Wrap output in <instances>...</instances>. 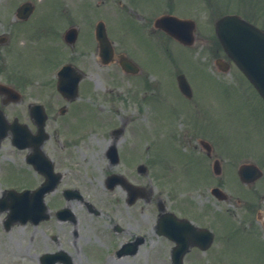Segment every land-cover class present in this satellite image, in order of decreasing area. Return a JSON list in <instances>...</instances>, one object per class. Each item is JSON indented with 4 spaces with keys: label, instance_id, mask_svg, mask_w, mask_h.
<instances>
[{
    "label": "flooded vegetation",
    "instance_id": "obj_1",
    "mask_svg": "<svg viewBox=\"0 0 264 264\" xmlns=\"http://www.w3.org/2000/svg\"><path fill=\"white\" fill-rule=\"evenodd\" d=\"M23 1L0 7V122L7 124L0 141V264H229L232 201L244 208L238 222L246 234L263 230L262 179L243 182L232 155L200 145L198 129L154 130L151 114L129 113L122 99L105 95L114 86L89 76L88 52L102 65L97 37L65 40L73 0L62 7L32 0L26 19L18 10ZM15 50L20 58L63 54L94 81L80 84L79 97H66L55 56L44 68L47 78L31 77L15 66ZM115 62L123 73L111 76L118 87L133 75ZM127 95L134 97V87ZM31 103L43 109L32 114ZM84 106L93 119H84Z\"/></svg>",
    "mask_w": 264,
    "mask_h": 264
},
{
    "label": "rangeland",
    "instance_id": "obj_2",
    "mask_svg": "<svg viewBox=\"0 0 264 264\" xmlns=\"http://www.w3.org/2000/svg\"><path fill=\"white\" fill-rule=\"evenodd\" d=\"M36 1L41 7H46L43 6L45 0ZM66 1L71 0H55L53 3L58 2L62 5ZM76 1L77 6H74ZM172 1L173 4L170 0H123L127 5L123 7L120 1L111 0L99 7L96 0H73L69 11L72 17L82 20L79 37L86 39L93 37L94 27L91 29V18L104 17L111 37H130L128 53L149 74L148 77L138 74L134 79L122 76L117 87V79L112 77V81L111 76L117 72L123 75L119 67L110 63L99 68L98 64L94 63L95 55L89 52L87 57L88 65H91L89 76L97 73L98 81L103 82L105 87L113 85V91L103 90V93L122 99L124 104L129 106V113L136 109L137 113L145 115L148 110L146 104L135 100V97L146 102L150 106L153 118L152 129L167 132L182 130L185 127L198 129L216 146L229 152L234 161L237 156L243 154L246 161H257L256 163H261L264 169V100L235 63H231L224 71L218 70L216 59L218 57L226 59L227 55L215 36L211 18L218 17L228 10L239 9V12L264 28V0ZM3 2L5 0H0V7ZM202 2L207 3L210 9L200 10L198 17L200 37H197L191 48L174 40L166 39L165 43L160 38L145 33L147 20L145 21L143 16L150 18L164 11L180 16L191 15L199 8H203ZM132 10H137L141 15L137 16ZM60 17L63 18V13L56 12L55 18ZM62 29L64 23L58 26L59 31ZM13 56L15 66L23 74L32 77L47 67L50 56L56 55L48 54V57L43 59L42 55L39 58L40 54L38 57L37 53L28 52L26 57L20 58L15 50ZM179 69L188 77L196 99V108L179 92L176 80V72ZM87 81L89 82V79ZM134 84L135 97H131L127 92ZM83 109L89 114L84 119L94 118V112L90 111L89 107L84 106ZM166 144L170 149L173 148L170 140H167ZM237 180L233 172L231 184L235 185ZM261 183L264 184V176ZM231 207L234 211L233 218L240 220L244 208L235 206L234 202ZM234 231L238 233L237 230ZM232 238L231 264H264V234L257 231L253 234H237Z\"/></svg>",
    "mask_w": 264,
    "mask_h": 264
},
{
    "label": "water",
    "instance_id": "obj_3",
    "mask_svg": "<svg viewBox=\"0 0 264 264\" xmlns=\"http://www.w3.org/2000/svg\"><path fill=\"white\" fill-rule=\"evenodd\" d=\"M217 32L226 51L264 97V30L238 15H228L217 22ZM246 169L242 168V176Z\"/></svg>",
    "mask_w": 264,
    "mask_h": 264
}]
</instances>
